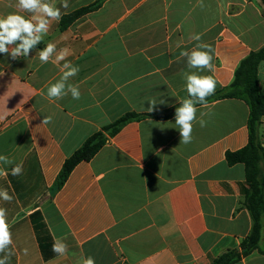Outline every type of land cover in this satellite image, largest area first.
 <instances>
[{"label": "crops", "instance_id": "crops-1", "mask_svg": "<svg viewBox=\"0 0 264 264\" xmlns=\"http://www.w3.org/2000/svg\"><path fill=\"white\" fill-rule=\"evenodd\" d=\"M62 18L100 2L65 29L52 21L27 58L0 54V155L23 164L19 176L0 175L13 253L7 264H211L240 249L253 226L243 206L244 164L230 166L228 152L249 142V106L222 99L197 106L208 113L194 123L191 143H180L175 116L132 121L110 137L90 161L78 164L62 188L65 163L104 127L128 113L164 114L189 98L180 54L197 43L212 48L215 93L228 87L240 62L264 47L262 0H50ZM17 0H0V16L20 12ZM201 34V41L192 40ZM51 42L70 55L41 64ZM65 62L79 67L69 82L81 97L47 98ZM264 91V61L258 68ZM158 103L148 113V100ZM144 109V110H142ZM50 123L44 124L45 117ZM264 146V117L261 120ZM68 252L59 256L53 242ZM264 249V226L260 242ZM27 250V254H25ZM5 254H0L3 258ZM235 264H264L258 251Z\"/></svg>", "mask_w": 264, "mask_h": 264}, {"label": "clouds", "instance_id": "clouds-1", "mask_svg": "<svg viewBox=\"0 0 264 264\" xmlns=\"http://www.w3.org/2000/svg\"><path fill=\"white\" fill-rule=\"evenodd\" d=\"M62 6L68 8V0H62ZM199 6L204 7L203 0H200ZM16 7L20 12L30 13L31 17L27 18L17 12L0 16V54L10 55L12 60L21 57L27 58L48 33L51 22H59L62 18L60 8L56 7L50 0H17ZM191 39L201 41V34H195ZM68 55H70L69 49L64 48L57 52L56 44L49 42L46 47L39 51V60L41 64H46L54 56L53 62L59 64L61 61H65ZM180 55L187 59L188 69L198 70L183 73L189 98L181 100L179 106L175 109V125L179 130L180 143L188 144L193 139L194 123H199L200 127L207 125V121L203 117L207 116L208 113L200 112L198 120L196 105L207 104V97L215 93L217 80L213 75L200 74L205 71L215 72L210 45L197 43L190 51H182ZM61 72L60 78L47 87V98L49 100H60L70 94L74 100L80 99L79 86L69 82L78 74L79 67L74 66L71 62H65L62 65ZM158 103L163 104L165 101L148 100L149 106L144 107V109L148 113H152L156 110ZM51 120V116L45 117L43 123H50ZM0 164L10 166V173L13 176H19L23 172V164H16L7 156L0 155ZM7 174L8 171L0 167V175ZM12 199L13 196L6 189H0V200L10 202ZM12 244L13 238L7 218V210L0 207V254H5L3 258H0V264H7L8 259L13 254L10 250ZM52 251L59 256H64L68 252V246L62 239H56L53 242ZM25 254H27V250H25ZM80 264H95V260L91 256L82 257Z\"/></svg>", "mask_w": 264, "mask_h": 264}, {"label": "trees", "instance_id": "trees-1", "mask_svg": "<svg viewBox=\"0 0 264 264\" xmlns=\"http://www.w3.org/2000/svg\"><path fill=\"white\" fill-rule=\"evenodd\" d=\"M262 2L264 4V0ZM99 5L100 2L63 17L61 29H65L82 15L96 10ZM263 61L264 47L251 52L240 62L231 84L207 97V103L222 99H240L249 106V142L246 147L238 151L228 152L226 160L230 166L245 165L248 188L244 193L243 206L249 211L253 222L252 230L242 241L240 249L227 251L211 264H235L255 251L264 254V249L260 247L264 226V146L261 139L264 91L258 85V68ZM175 109L176 107L164 114L139 115L131 112L104 127L102 131L92 135L81 148L65 161L57 177L55 189L62 188L78 164L93 159L109 143L110 137L117 134L129 122L144 118L168 119L175 116Z\"/></svg>", "mask_w": 264, "mask_h": 264}]
</instances>
